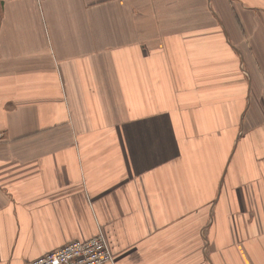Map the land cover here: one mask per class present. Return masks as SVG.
Here are the masks:
<instances>
[{
  "label": "crops",
  "instance_id": "0c3cea01",
  "mask_svg": "<svg viewBox=\"0 0 264 264\" xmlns=\"http://www.w3.org/2000/svg\"><path fill=\"white\" fill-rule=\"evenodd\" d=\"M99 229L264 264V0H0V264Z\"/></svg>",
  "mask_w": 264,
  "mask_h": 264
},
{
  "label": "built area",
  "instance_id": "2783aa9c",
  "mask_svg": "<svg viewBox=\"0 0 264 264\" xmlns=\"http://www.w3.org/2000/svg\"><path fill=\"white\" fill-rule=\"evenodd\" d=\"M114 263V255L104 232L85 240H71L29 260L26 264H105Z\"/></svg>",
  "mask_w": 264,
  "mask_h": 264
}]
</instances>
